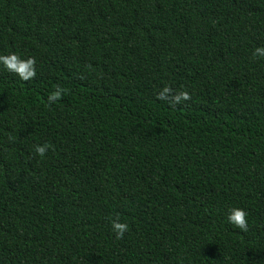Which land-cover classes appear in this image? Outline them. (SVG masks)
I'll list each match as a JSON object with an SVG mask.
<instances>
[{"label":"trees","instance_id":"1","mask_svg":"<svg viewBox=\"0 0 264 264\" xmlns=\"http://www.w3.org/2000/svg\"><path fill=\"white\" fill-rule=\"evenodd\" d=\"M257 46L264 0H0V264H264Z\"/></svg>","mask_w":264,"mask_h":264},{"label":"clouds","instance_id":"2","mask_svg":"<svg viewBox=\"0 0 264 264\" xmlns=\"http://www.w3.org/2000/svg\"><path fill=\"white\" fill-rule=\"evenodd\" d=\"M251 55L255 58H264V46H257L253 49ZM35 60L32 57L27 59H21L15 53H9L7 55H0V66H2L8 72L15 73L19 79L27 81L35 76ZM61 89H57L51 93L48 97L49 101L58 100L61 97ZM171 89L164 87L157 95L158 98L169 100L172 103H180L181 101L189 99V95L185 91H181L169 98ZM50 146L47 144L34 146V153L38 157H43L49 150ZM225 220L228 224L234 228L239 229L242 232L248 230L247 212L239 207H234L228 210ZM111 230L116 239H121L124 233L128 230L127 223H121L116 220L111 221Z\"/></svg>","mask_w":264,"mask_h":264}]
</instances>
